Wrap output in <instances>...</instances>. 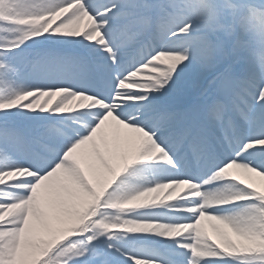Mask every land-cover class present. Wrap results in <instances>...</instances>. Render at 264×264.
Instances as JSON below:
<instances>
[{
	"label": "snow or ice",
	"instance_id": "obj_1",
	"mask_svg": "<svg viewBox=\"0 0 264 264\" xmlns=\"http://www.w3.org/2000/svg\"><path fill=\"white\" fill-rule=\"evenodd\" d=\"M74 2L15 0L14 11L48 16ZM79 3L47 29L0 28V264H178L163 248L144 255L119 246L140 234L174 241L187 264H264V248L245 239L264 240V191L255 186L264 180V0ZM82 12L70 34L61 30ZM148 69L161 70L155 81L140 79L153 75ZM80 97L107 107L72 110ZM109 111L123 125L110 148L129 151L128 167L116 161L121 174L85 230L42 250L39 224L22 206L58 166L94 183L96 161L78 150ZM62 114L71 115L52 119ZM145 143L152 155L137 160ZM161 168L171 178H155ZM181 182L200 195L141 202ZM241 201L249 203L228 209ZM158 210L191 220L144 218ZM204 221L216 222L218 239Z\"/></svg>",
	"mask_w": 264,
	"mask_h": 264
},
{
	"label": "bare ground",
	"instance_id": "obj_2",
	"mask_svg": "<svg viewBox=\"0 0 264 264\" xmlns=\"http://www.w3.org/2000/svg\"><path fill=\"white\" fill-rule=\"evenodd\" d=\"M15 0H0V28H8L9 26H22V25H41L47 29L56 20L66 15L73 8H81L79 0L67 8H61L54 14L48 16H30L24 15L14 11ZM86 16V13H81V16L70 21L66 25H61V30L69 34L77 24ZM33 42H28L25 45L27 48ZM163 63V61H161ZM153 75L150 77H140L142 80L155 81L160 75V69H148ZM136 74H134L135 76ZM143 85H125V87H142ZM103 108L107 107L102 102L94 100L91 97H80L72 104V110L78 108ZM47 116L48 114H43ZM71 114H62L61 116H53L52 119H62L63 116ZM4 117L0 113V120ZM122 123L116 119L109 111L100 123L92 129L90 136L82 144H86L82 149L78 150V156L84 160L96 161V166L89 170V175L93 176L94 183L84 184L81 183L76 173L72 170L58 166L57 169L49 173L47 176L42 177L36 185L32 187V194L28 200L24 202L23 206L29 216L38 222L40 227V241L42 250H46L54 246L63 239L69 236L78 234L83 231L91 223V219L100 206V200L103 198L107 188L114 182L121 174L119 164L116 161L123 163L124 168L128 167L127 161L130 153L127 150L116 147L111 149L110 146L118 145L119 132ZM137 160L149 158L152 152L145 145L134 153ZM232 166H229L231 168ZM134 169H129L131 173ZM237 174L238 178H246L248 174L240 170H231ZM129 173H125L127 176ZM229 169H225L221 175H228ZM20 176H31L32 173L23 171L18 173ZM12 178V177H9ZM157 179L167 180L171 178L170 173L161 168L156 175ZM153 180V175L149 174L145 180L138 183L147 184ZM3 182V178H0ZM255 186L264 191V180L259 177L255 178ZM188 192L192 196H199L200 193L196 190L195 185L181 182V184L162 186L150 192L146 197L141 198V202H163L167 199L172 200L181 192ZM181 199L186 197L180 196ZM249 202L241 201L233 205L227 206L229 210H238L241 207H246ZM115 206V205H110ZM220 214H229L228 212L221 211ZM145 219L159 220L165 223H178L190 222L191 217L188 213L182 211H167L158 210V214L144 217ZM202 219H211L203 217ZM216 225L214 221L202 222V230L213 239H218L217 233L214 230ZM252 243L257 244L259 247L264 248V240H257L255 237H245ZM100 247L103 246L101 243ZM121 248L133 253L144 255H152L154 249L163 248L166 251H172L176 254L178 264H187L188 253L177 247L174 241H165L160 238L140 234L135 237H130L128 241H123L119 245ZM92 247V246H89ZM231 247V246H230ZM233 251H239L232 249ZM117 264V262H113Z\"/></svg>",
	"mask_w": 264,
	"mask_h": 264
}]
</instances>
